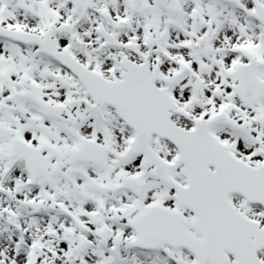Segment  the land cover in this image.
Listing matches in <instances>:
<instances>
[{
    "label": "snow or ice",
    "instance_id": "1",
    "mask_svg": "<svg viewBox=\"0 0 264 264\" xmlns=\"http://www.w3.org/2000/svg\"><path fill=\"white\" fill-rule=\"evenodd\" d=\"M0 264H264V0H0Z\"/></svg>",
    "mask_w": 264,
    "mask_h": 264
}]
</instances>
